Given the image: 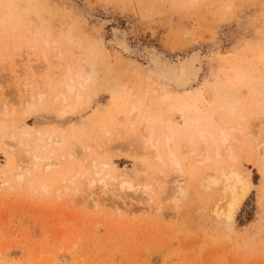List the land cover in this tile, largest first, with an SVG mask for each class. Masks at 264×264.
<instances>
[{
	"label": "rangeland",
	"instance_id": "374dc122",
	"mask_svg": "<svg viewBox=\"0 0 264 264\" xmlns=\"http://www.w3.org/2000/svg\"><path fill=\"white\" fill-rule=\"evenodd\" d=\"M194 1L0 0V137L16 131L43 141L47 135L70 139L52 148L60 154L51 157L56 167L45 172L43 163L36 174L35 162L18 164L14 155L39 145L24 139L13 154L0 144V264H264V158L259 163L250 147L260 136L248 135L264 104V89L251 83L264 81V0ZM115 31L124 35L126 50L115 43ZM66 65L73 84L85 73L93 78L80 94L92 91L86 108L60 117L52 97ZM23 82L34 99L47 95L41 109L27 118H4L1 110L24 108ZM130 104L137 114L124 136L116 127L123 113L118 122L117 113ZM227 105L234 107L231 116ZM145 115L157 124L162 155L163 132L191 116L213 130L228 120L240 125L245 136L234 132L230 139L238 161L221 156L201 163L184 145L175 147L186 193L174 204L172 171L156 163L148 146L128 141L146 132ZM62 150L75 157L62 159ZM91 157L104 165L98 176ZM230 165L252 186L227 228L210 212L221 198L219 187L206 188L204 178ZM86 177L109 184L96 182L89 194ZM121 181L137 190L122 193ZM143 187L151 201L137 193Z\"/></svg>",
	"mask_w": 264,
	"mask_h": 264
},
{
	"label": "bare ground",
	"instance_id": "6f19581e",
	"mask_svg": "<svg viewBox=\"0 0 264 264\" xmlns=\"http://www.w3.org/2000/svg\"><path fill=\"white\" fill-rule=\"evenodd\" d=\"M192 1H194V0H192ZM9 14L11 15V13H9ZM124 39L125 38H124V35L122 33H119V31H115V33H114L115 43L117 44L118 48L126 50V43H125ZM33 43H31V44H33ZM38 43H39V41H38ZM42 43H43V41H42ZM45 44H44V46H45ZM42 46H43V44H42ZM27 48H29V47H27ZM29 50L30 51L31 50H35V46L34 47H30L28 49V51ZM30 51H29V53H30ZM42 54L43 53L41 51V55ZM41 55H40V59H41L42 64L43 65L48 64L46 56H44V55L41 56ZM93 56H95V55H93ZM65 67H66L67 70L64 69V70H66L64 72H67V73H61L62 70L61 71L59 70L60 71L59 75H61V79L62 80H60L61 81L60 84L58 83L59 85L57 84L58 87L55 90V93H53L54 96L52 97V99H54V101L58 103V106L56 105V108H57V114L60 115V117L61 116L64 117V116H66L68 114H71V113H76L80 109L85 107L89 103V99L91 98V97L89 98V96H91V91H92V90H90V94H88V95L86 94L87 96L83 97L80 94L79 89L83 87V84H87L86 82L88 80H89V83H90L91 80H93V78H90V76H88V75H87L88 76L87 77L86 73H85V75H83L84 77L82 76V80H81L82 82L81 83L77 82V84L74 83L75 84L74 85L73 84V78L71 77L72 75L69 76V71H68L67 65ZM59 69H61V65H60ZM77 76H78V79H79V77H80L79 74H77ZM80 79H81V77H80ZM56 81H57V79H56ZM24 82L26 83L28 81L25 80ZM24 82H23L24 85L22 84L24 86L23 89H24V91L27 92V93L26 92L25 93L27 94V97H28V98H26L27 101L24 100V103L22 102L24 104L23 105L24 108L19 109L17 107L18 110L14 109V108H12L11 110L3 109V111L1 110V112H2V116L4 118H7V119L15 118V117H21L20 119L27 118V117L31 116L37 110L36 106L38 104L40 105L42 103V99H43V96H44L45 93L36 94L37 97L35 96L36 99H34V95L31 92V90L30 89L27 90V88H26L30 84L28 85L26 83L28 85L27 86ZM33 83H34V81H33ZM42 83H44V81ZM251 83L256 86V87L254 86L255 88H258L261 91L264 89V81L260 82V81H257V79L253 78L251 80ZM29 88H31V87H29ZM43 91L45 92V90H43ZM35 93H37V92H35ZM261 94L263 95V93H261ZM262 95H261V97L264 98V95L263 96ZM45 97H47V95ZM45 99H47V98H45ZM54 101L52 100V102H54ZM139 104L140 103H138V105ZM134 105L130 104L129 108H127V109L126 108L125 109L121 108L122 110L118 111L117 114H119V115H117V117L119 116V118H117V122H118V119L121 120V113H123L122 114V118L124 119V121L122 122V126H119V124H117L115 122V124H117L116 127H117L118 131H120V129H121L120 132L123 133V132H127L128 131L127 133L129 135L131 134L126 127L129 124L128 126L129 127L131 126V128H133L132 124H133V120L135 118L134 115L137 114V108ZM262 105L264 106V104H262ZM263 106H262L263 109L261 111L259 110L260 111L258 113L259 117H256V119H255L257 124L254 125L253 128H251L250 131L248 132L249 133L248 135L252 136V138L256 134L260 136V139H259L258 136L256 137L257 139H259V141H257V139L256 140L254 139L256 141L255 142L252 139V145L253 146H250V147H252V148L255 147L256 150L255 149L254 150L256 151L255 153H256L257 156L255 155L254 152H252L254 154L253 157L256 156L255 159H257L259 161V163L261 162V164H262L261 160H263V158H264V131L263 132L260 131L262 129L260 125L262 123H264V107ZM11 107H12V105H11ZM11 107L9 106V108H11ZM37 107H38V109L40 108L39 106H37ZM137 107H139V106H137ZM226 114L228 116L233 115L234 114V107H232L230 105H227ZM146 115H145L144 118H146L147 121L150 122L151 119L148 116H146ZM154 116H155V114H154ZM241 118L243 119L242 116H240V119ZM228 121H226L222 127H218L217 129L213 130V129L210 128V125H208L207 123H203V122L199 121L197 116H191L190 121L188 122V121L185 120L184 121L185 125H183L182 127L172 128L170 131L167 132V134H166V131L163 132V133L166 134V135L163 134L164 135V140L162 138L163 145L166 147V151H167V153L165 155L160 154V148L162 147V144L160 143V136H159V133H158L159 131H157V127H156L157 124L155 123L154 118H153V122H152L153 124L150 122V124L147 127V129H145L146 130L145 133L141 132L143 129L142 130L140 129L141 131L139 130V128H142V127H140L141 124H142V122H141L139 127L137 126L139 123L135 126L136 127L135 129L137 131H140V132H137L138 135L134 131L135 135L137 136V137L134 136L136 139L132 135H131L132 139L131 138L128 139L129 137H127V139H128V141L130 140V142L131 141L133 142L135 140L133 142V144L136 145V146H139V145H141L142 147L143 146H145V147L148 146L149 148L147 147L146 149H149L150 154L153 153L156 163L162 164V165L165 166V168L167 167L169 170L172 171V173H171L172 176L170 175V177H171L170 180L172 181L171 183H172V186H173L174 190L171 193L172 197H170V198L172 199L173 195H174L173 200L175 199V201L171 200V201H173L172 203H174V202L177 201V197H175L177 194L180 196V195H184V193H186L184 188H183L184 185L181 184V183H183V181L181 179L182 178L181 176H184L183 175L184 171L182 170V165L183 164L180 163L181 161H179L178 158H176V156L174 154L175 153L174 152L175 147H179V146L184 145V148L187 149L186 150V154L193 155L197 162H201L202 163L203 161L206 162L208 160H211L212 157L215 158V157L224 156V158L232 161L233 165H234V163H236V160H237L236 158H238V157H236L234 155V153H233L234 150H232V147L230 146L231 145L230 144L231 133L236 132V133H238L239 136L242 135V137L245 136V134H244V131L242 130L240 125H234V124H232L231 122H228ZM123 123H124V125H123ZM162 124H161V126H163ZM165 127H167V126H165ZM163 128H164V126H163ZM159 129L162 130L161 127ZM20 130H21V128H20ZM16 133H17L16 131H12L8 135L9 137L6 140H5L4 137L1 136L0 137V144L2 145V147L4 146L3 149L5 148V146H6V148H9V150H11L10 152L13 153V154L14 153L18 154L17 152H21V151H18L16 149V146L23 147V146H25V142L26 141H28L27 143H30L31 145H33L34 142L37 145H39V148L37 147L36 151H34L35 147L29 146L27 144L29 147H32V148L23 149V151L21 153L24 155L23 156L24 158L22 156L14 155L16 157L17 161H20V162H18V164H20V163L22 164L23 162H25V164H28V166H29V163L32 164L33 162H35V163H33L31 165L32 166L31 168H33V169L30 168L31 170H34V174L38 173L37 171H38L39 165H42L43 163H44L43 164V168H44L43 170L45 172H49L51 169H54V167H56V164L53 163V160L51 159V157L53 158L55 156L54 158H56L55 154H58V155H60V154L57 153V152L54 154L55 151L53 152L52 148L54 147V150H56L55 147L58 146L60 148L61 147L60 144L62 142L70 140L69 138H66V137L63 138V137H60L58 135H56V136H54V135H47L46 136L45 135L46 138L43 141L42 139L39 138L38 135H35V137L31 139L27 132H22V133H19L18 135ZM125 135L126 134H124V136ZM24 139H26L25 142H24ZM138 140H140V142ZM138 142L140 144H138ZM254 142H255L256 146H254L255 145ZM34 146H36V145H34ZM141 146H140V148H142ZM59 148H58V150H59ZM79 148H81V147H78V149ZM86 148H87V146H86ZM78 149L76 151H78ZM181 149H182V147H181ZM83 150L86 151L84 148H83ZM62 151L63 152L61 154V158L64 159V160L69 161V160H71L72 158L75 157V153L74 152L67 155L64 152V150H62ZM84 151H82V152H84ZM163 151L164 150H162V152ZM41 152H43V154H46L47 156L43 157L44 155L42 156ZM153 155H152V157H153ZM91 158H94V157H91ZM82 159H83V161H85L87 158L85 159V156H83ZM91 161H92L91 165H92V167L94 169V175H96V176L100 175V173L96 172V170H97V168L102 167V166H103L102 170H104V165L99 160H97V158H94ZM258 161H256V162L258 163ZM253 162H255V160H253ZM256 162L254 163L255 165H256ZM108 165L109 164H107L106 166L108 167ZM258 165H260V164H258ZM23 166H26V165H23ZM257 167L259 168L260 166H257ZM22 168L23 167H21V169ZM260 168H262V167H260ZM31 170H30V172H32ZM30 172H28V174ZM16 173H17V175H16L17 178L16 179H17V182L19 183L22 180V175L19 174L18 171ZM166 173H168V170L166 171ZM82 175L84 176V174H82ZM173 176L176 177V178L172 179ZM177 177H179L180 180H178ZM86 178H87V184H86L87 187H86V189L88 190L89 194L92 193V192L90 193V191H92L91 188L94 187L93 186L94 183L98 182V183H100L102 185H105V186H107L109 184V182H108V184L105 183L104 178H99L98 180H94V179H91V178H88V177H86ZM204 179H205L204 181H205V184H206V188H211V189H215L216 190L215 187H219L217 189L219 190V192H221L220 200L219 201L216 200L217 202L211 207L210 212L212 213V216H214V219H217L218 221L223 222L225 224L224 225L222 223V225H224V227H227V228L231 227L232 224L234 223V217H235L236 212L238 211V209H239L240 205L242 204L243 200L248 195L250 187L252 186V183H251L250 179L248 178V176L244 172H242L239 169L233 168V166H231V165L228 168H226V171L220 169L219 172H211V174L209 173L207 175V177L204 178ZM71 181H72V178H71ZM7 183L8 182H5L4 184H7ZM21 183H19V184H21ZM173 183H174V185H173ZM70 184H72V182ZM40 186H41L40 188L42 190H44L42 192H46L45 190H46V187H48V185L44 184V185H40ZM65 187L67 189L66 185H65ZM118 187H119V190L122 193H124V191H126V190H133L134 187H136V186L134 185V187H133L132 184H130L129 182L121 181L120 183H118ZM206 188H205V190H206ZM41 189H40V191H41ZM57 190H59V189H57ZM74 190H75V193H76L77 189L75 188ZM136 190H137V187H136ZM78 192H81V191L78 190ZM137 193L141 197L143 195V196L146 197L147 200L151 201L150 200L151 197L149 198L148 197L149 195H146V194L149 193V188L148 187H143L141 190L137 191ZM174 193H176V194H174ZM217 194H218V192H217ZM91 197H93V196H91ZM145 197H144V199H145ZM140 199H142V198H140ZM90 200L93 203L95 202V201L92 200V198H90ZM166 200H168V199H166ZM179 200H181V198ZM93 206L96 207V208L99 207L98 204H93Z\"/></svg>",
	"mask_w": 264,
	"mask_h": 264
}]
</instances>
